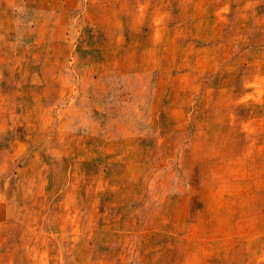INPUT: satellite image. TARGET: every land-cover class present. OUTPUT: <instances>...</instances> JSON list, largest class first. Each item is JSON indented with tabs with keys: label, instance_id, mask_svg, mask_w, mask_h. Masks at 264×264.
<instances>
[{
	"label": "rangeland",
	"instance_id": "obj_1",
	"mask_svg": "<svg viewBox=\"0 0 264 264\" xmlns=\"http://www.w3.org/2000/svg\"><path fill=\"white\" fill-rule=\"evenodd\" d=\"M0 264H264V0H0Z\"/></svg>",
	"mask_w": 264,
	"mask_h": 264
}]
</instances>
